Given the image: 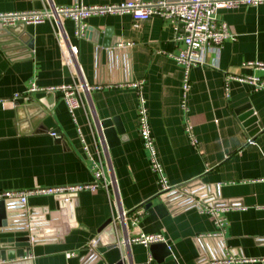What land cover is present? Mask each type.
Listing matches in <instances>:
<instances>
[{
    "label": "crops",
    "instance_id": "1",
    "mask_svg": "<svg viewBox=\"0 0 264 264\" xmlns=\"http://www.w3.org/2000/svg\"><path fill=\"white\" fill-rule=\"evenodd\" d=\"M75 1L0 0V12ZM79 1L91 6L129 0ZM219 17L229 23L234 38L223 43L219 54L208 51L206 64L191 70L188 111L181 105L184 72L175 59L183 43L159 15L143 20L129 13L94 14L82 38L70 18L13 31L0 27V190L89 183L94 180L93 160L100 157L109 183L78 193L72 204L77 226L69 233L41 239L25 256L0 259V264H108L93 242L100 235L103 243L111 238L112 233L100 232L110 219L119 220L113 227L118 239L126 236L128 242L141 234L162 233L174 255L167 260L165 252L153 255L150 246L128 242L127 264H213L226 252L257 259L243 264H264V88L237 80L225 88L226 72L264 74L243 66L264 61V4L221 9ZM106 29L121 42L110 48L100 44L96 31ZM135 81L144 83L157 151L172 186L167 191L151 169L140 136L139 91L129 85ZM75 82L100 87L82 94L77 122L61 93L51 107L37 93H28L33 83L48 87ZM248 111L257 117L250 126L242 118ZM115 116L125 134L109 147L99 121ZM208 205L227 218L224 237L231 245L223 253L214 244L220 242L213 235L219 229L215 218L200 211ZM44 207L55 210V196H33L27 204L28 209ZM21 216L20 210L8 207L9 221L22 223ZM200 237L209 240L212 259L201 254Z\"/></svg>",
    "mask_w": 264,
    "mask_h": 264
},
{
    "label": "built area",
    "instance_id": "2",
    "mask_svg": "<svg viewBox=\"0 0 264 264\" xmlns=\"http://www.w3.org/2000/svg\"><path fill=\"white\" fill-rule=\"evenodd\" d=\"M243 4L258 6L264 4V0H129L117 4L91 6L76 0L72 5L68 6L52 5L42 10L0 12V27L7 28L16 26L22 22L25 24H39L51 19L60 20L70 18L74 22L76 36L82 38L87 32V20L94 14L129 13L136 19L143 20L155 14L159 15L173 25L176 38L183 43V47L175 55V59L182 66L184 72L181 105L185 111H188L191 90V70L197 65L206 64V53L208 51L219 54L223 43L228 39L234 38L229 23L219 17V10L233 8ZM243 66L264 71V61H246L243 63ZM231 80L248 82L256 89L264 88V74L237 75L226 72L225 88L227 91L229 90ZM129 85L139 91V132L144 147L149 152L151 169L158 175L162 190H170L172 186L168 182L163 164L159 158L155 137L150 124L147 100L142 92L144 83L142 81H135ZM93 88L100 87L91 85L88 82L66 83L48 87L33 83L28 88V93H61L74 121L77 122V110L83 103L82 94L84 92H90ZM18 96L19 94L15 97ZM187 129L193 142L196 143V138L192 133L191 127L188 126ZM79 133L84 144V150L90 155L89 145L81 129H79ZM52 135L58 137L55 131L52 132ZM92 172L94 180L89 183L0 190V200L15 201L21 205H27L29 199L33 196L66 195V200H69L71 195L78 194L82 191H96L100 188H107L109 183L104 161L101 157L93 160ZM200 211L209 213L215 218V223L219 229L213 235L215 237L225 238L227 218L221 213L220 209L208 205L200 206ZM126 217L127 215L124 212L123 218L126 219ZM137 221L138 217H134L133 222L136 223ZM128 242H138L150 246L153 243L167 242V240L162 233H152L129 238ZM249 261H257V259L226 252V257L215 259L213 264H243L249 263Z\"/></svg>",
    "mask_w": 264,
    "mask_h": 264
},
{
    "label": "water",
    "instance_id": "3",
    "mask_svg": "<svg viewBox=\"0 0 264 264\" xmlns=\"http://www.w3.org/2000/svg\"><path fill=\"white\" fill-rule=\"evenodd\" d=\"M156 1V0H155ZM26 25L19 23L16 26L7 27L8 31H13L14 27ZM99 36V43L105 47H114L117 43L121 42L120 37H111V30L106 29L104 33L96 31ZM119 49H115L118 52ZM65 73L70 76L69 66H65ZM36 98L40 102L48 106H52L56 98L55 92H39ZM253 116L252 111L246 112L242 118L246 120V125H252L256 122V116ZM251 117V118H250ZM250 118V119H249ZM99 129L104 140H106L109 147L118 145L123 139L122 135L125 134V128L119 116L107 118L99 121ZM78 194L71 195L69 200H66V195H57L56 209L51 210L49 207L43 209H28L27 205H21L15 201L0 200V259H13L17 256H25L26 252L41 239H51L63 236L70 232V230L77 226L73 221V206L76 203ZM15 208L22 212L24 219L20 223L17 221H9L7 217V209ZM123 222V220H121ZM119 220L113 222L112 219L107 221L100 229V232L106 230V233H112L111 238L107 243H103L102 236L94 240L93 246L96 250L107 260L108 264H127L125 253L128 250L127 237L123 240L117 238L113 227L117 225ZM112 231V232H111ZM220 242L214 240L217 247L216 250L224 252V247H230V241L225 238L219 237ZM201 245V254H205L208 259L213 258L214 250L211 247L209 240L202 237L198 239ZM150 250L153 255L164 252L167 254V260L174 259L172 249L167 242H158L150 245ZM236 253V252H234ZM161 254V256L163 255ZM236 254L241 255L237 252ZM226 257V253L221 255V258Z\"/></svg>",
    "mask_w": 264,
    "mask_h": 264
}]
</instances>
